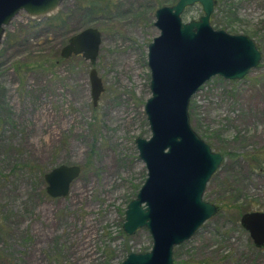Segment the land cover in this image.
Here are the masks:
<instances>
[{"label": "rangeland", "instance_id": "rangeland-1", "mask_svg": "<svg viewBox=\"0 0 264 264\" xmlns=\"http://www.w3.org/2000/svg\"><path fill=\"white\" fill-rule=\"evenodd\" d=\"M178 1L64 0L47 14L22 11L4 28L0 264H122L151 251L148 229L128 236L123 225L148 176L136 140L152 137L145 106L149 46L160 35L155 13ZM216 1L214 29L249 37L262 61L242 80L212 78L191 99L192 128L224 156L204 194L219 210L175 248L174 264H264L240 223L264 212V0ZM202 16L195 5L182 19ZM87 28L103 35L97 63L64 60L69 39ZM92 68L105 88L97 107ZM60 165L82 173L68 197L53 199L45 175Z\"/></svg>", "mask_w": 264, "mask_h": 264}, {"label": "water", "instance_id": "water-1", "mask_svg": "<svg viewBox=\"0 0 264 264\" xmlns=\"http://www.w3.org/2000/svg\"><path fill=\"white\" fill-rule=\"evenodd\" d=\"M64 0H0V43L4 28L20 13L39 16L60 6ZM216 0H179L159 8L155 26L160 35L149 46L152 97L145 106L151 128L150 139L136 144L148 176L136 199L126 210L123 230L133 236L149 230L151 251L130 254L122 264H174V250L189 241L218 213V207L204 200L208 183L219 170L224 156L192 128L189 107L192 97L212 78L244 79L262 61L255 42L244 35L215 30L211 17ZM200 5L203 16L185 23L188 8ZM97 28H87L69 39L62 49L64 60L81 56L97 63L103 40ZM94 107L105 91L95 68L90 72ZM82 167L60 165L45 175L46 192L53 199L69 196ZM255 247H264V213L249 212L241 217Z\"/></svg>", "mask_w": 264, "mask_h": 264}, {"label": "trees", "instance_id": "trees-1", "mask_svg": "<svg viewBox=\"0 0 264 264\" xmlns=\"http://www.w3.org/2000/svg\"><path fill=\"white\" fill-rule=\"evenodd\" d=\"M161 1V4H164V2H168V1H170L171 2V0H160ZM82 1H80V3H81ZM96 5H97V3L96 2H91V3H89V7H90V9H89V11L90 10H92L93 11V13H95V7H96ZM100 12H102L101 10H100ZM60 16V15H59ZM214 23H215V19H214V13H213V15H212V17H211V24H212V26H214ZM218 25V24H217ZM216 25V27H218V26H220V24L217 26ZM81 56H74V57H72V59H78V58H80Z\"/></svg>", "mask_w": 264, "mask_h": 264}, {"label": "flooded vegetation", "instance_id": "flooded-vegetation-1", "mask_svg": "<svg viewBox=\"0 0 264 264\" xmlns=\"http://www.w3.org/2000/svg\"><path fill=\"white\" fill-rule=\"evenodd\" d=\"M257 212H261V211H257ZM264 213V212H263ZM246 231V230H245ZM247 232V231H246ZM248 233V232H247ZM249 234V233H248ZM250 236V235H249ZM251 238V237H250ZM252 240V239H251ZM253 242V241H252ZM254 244V243H253ZM258 250H264V247L263 248H257Z\"/></svg>", "mask_w": 264, "mask_h": 264}]
</instances>
